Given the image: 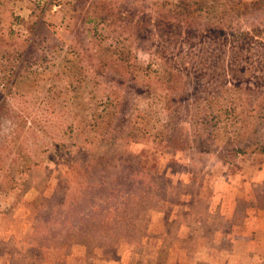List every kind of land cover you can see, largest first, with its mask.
Segmentation results:
<instances>
[{
  "label": "rangeland",
  "instance_id": "rangeland-1",
  "mask_svg": "<svg viewBox=\"0 0 264 264\" xmlns=\"http://www.w3.org/2000/svg\"><path fill=\"white\" fill-rule=\"evenodd\" d=\"M67 1L0 0V78L4 68L20 71L23 59L26 73L31 72L30 79L9 83L3 92L5 81L0 80V264H264V201L255 198V192L264 195V187H258L264 183V155L225 161L213 153L175 147V100L183 107L195 96L217 93L216 84L196 78L186 91L180 86L171 92L155 65L146 81L125 80L127 74L109 64L104 51L99 61L94 58L97 48L91 50L94 23L88 19L96 13L106 16L98 5L102 0H77L74 6ZM180 1L110 0L115 12L129 17L136 10V20H149L144 32L151 38V30L155 40L135 35L123 44L119 25V34L108 44L121 41L143 68L158 49L161 62L182 70L175 63V35L157 27L175 23ZM206 1L212 6L206 19L213 27L264 30V3L255 6L259 0H231L235 11L225 6L226 0ZM254 36L252 61L242 66L250 70L252 65L261 75L264 36ZM212 40V54L220 42L226 51L221 61L220 54L210 61L211 68L220 72L225 64L230 74L235 59L227 49L237 43ZM79 68H87L88 79L98 76L103 84L121 88L124 103L114 116L116 123L137 111L149 117V106L158 104L155 133L161 137L136 141L119 123V134L112 137L111 130L102 138L99 130L80 126L74 119V96L85 92ZM182 76L189 77L185 70ZM53 86L64 90L55 100L59 105L43 95ZM10 87L35 89L19 97L6 95ZM136 98L142 99L138 105ZM89 104L98 110L93 100ZM166 106H172L171 116Z\"/></svg>",
  "mask_w": 264,
  "mask_h": 264
},
{
  "label": "trees",
  "instance_id": "trees-1",
  "mask_svg": "<svg viewBox=\"0 0 264 264\" xmlns=\"http://www.w3.org/2000/svg\"><path fill=\"white\" fill-rule=\"evenodd\" d=\"M79 1L81 2L82 0ZM76 2L77 0L67 1L72 6ZM214 2H220V0H214ZM117 3L118 1L113 2L114 5H117ZM263 3L264 0H259L255 3V6ZM113 4H111L110 0L98 2V5L104 7L106 16H110L109 18L97 13L94 16H89L88 23H94L93 35H95L91 50L95 52L94 48H97L94 58L96 57L101 61L99 55L104 51V54H107L105 58L107 62L112 66H119L127 74L129 79L125 80L144 78V81H146L150 77L149 71L151 67L155 65L157 69L154 71H156L157 77L160 76L161 80L166 81L171 92L174 89H179L180 86L181 89H185L186 91L190 82L193 83L196 78L199 80H209L207 84L210 82L216 84L217 93L206 95L204 98L195 96L194 99L193 95L190 94V98L193 100L183 106L184 108L175 100V129L178 132V135H175L176 149H196L209 152L225 161L239 156L264 155V73L259 75L257 70L252 68V65L249 67L250 70L242 66L244 61H252V55L249 56V53L253 49L251 48V44H253L251 42H255L254 34L264 36V30L260 31L261 33L257 31L251 33L242 29L237 30V27H234L235 29L230 28L229 31H223L222 28L213 27L207 21L206 17L209 18L212 15V6L207 5L206 0H181L175 4V12L178 16V19H175V23L165 22L162 23L163 27L159 22L157 23V27L158 31L162 33L166 31L167 35H175V63L182 70H179L175 66L174 71L173 67H169L168 63L161 62L162 60L156 56L160 55L158 49L151 52V56L153 57L152 63L143 68L134 62L132 53L129 50L130 48L121 46L120 43L122 42L119 40L118 44H108L107 39L111 37L115 38V34H119L117 29L121 25L120 34L123 36V44L131 42L134 39L132 36L135 35L143 37L145 41H150V39L154 41L155 39L151 30L148 31L152 36L151 38L146 36L144 32L149 27V20H145L144 23L136 20V10H130L129 17H126L123 12H115ZM225 6L235 11V6L231 0H226ZM134 9L136 8L134 7ZM106 27L114 30L108 31ZM207 37L208 42L206 41ZM213 37L219 39L230 38L232 42L237 43L236 48L229 46L227 49L232 52L229 56L235 59V63L229 68L230 74L225 64L221 65L220 72H215L210 66V61L215 56L220 54L221 61L226 51L223 42L217 44L219 45V51L216 54H212L209 51L214 46ZM143 38H140L139 41H144ZM238 51L241 52L240 54L244 56V59L239 55ZM71 54H73L72 51L66 55L67 57H71ZM27 63V60L23 59L20 64V71L18 70L16 73L15 67L4 68V76L0 78V80L5 81L2 92L6 90L9 83L18 85L19 82L31 78V72L27 71L28 73H26V69H24ZM67 63L71 71L72 60L69 58ZM12 65L13 63H11ZM261 68L264 70V65H261ZM21 69H23L22 72ZM79 69L82 71L80 72L81 79L83 77L81 86L85 88V92H80L74 96V101L76 102L74 106L76 109L74 119L76 120L77 118V123L80 126H87L93 132L99 130V135L102 138L109 137L108 133L111 130H115L112 137L119 134L120 132L117 131L116 127L120 124H124L123 131L127 136L133 135L137 137L136 141L139 139L157 140L158 137H161L160 133H155L158 127L157 122H159L157 119L158 104L153 102L149 106L148 112H146L149 117H146V114H141V111H137V114H130L127 121H118L120 124L116 123L117 117L114 116L118 112L121 113V106L124 103V94L120 92L121 88L118 86L117 90L116 86H112L110 82L108 85L103 84L98 76L88 79L90 72L87 71V68ZM183 70L186 71L189 77L183 78ZM174 76L175 80H173ZM174 81L175 88L172 86V82ZM183 84L185 85L183 86ZM89 85H91L90 88ZM33 89L35 88H18L14 91L10 87L6 95L24 97L29 95ZM76 90L78 92L77 88ZM63 92V89L57 90L53 86L46 89L43 95L47 97L46 100L52 105H59L55 100L60 99ZM156 95L157 93L152 94V98L155 100ZM91 100L95 102L98 110L90 106L89 102ZM141 102L142 99L136 98L135 105ZM65 103L67 105L66 101ZM166 110L169 116L173 114L172 106H166ZM67 112L68 108L64 114L66 115ZM133 112H135V108ZM60 114L57 112L54 115L60 116ZM145 119L147 120L146 123ZM168 134L170 136V133ZM47 148L45 146L43 151L46 152ZM258 187L263 188L264 183ZM262 194L263 192L260 191L255 192L256 201H259L261 198L264 201V195Z\"/></svg>",
  "mask_w": 264,
  "mask_h": 264
},
{
  "label": "crops",
  "instance_id": "crops-1",
  "mask_svg": "<svg viewBox=\"0 0 264 264\" xmlns=\"http://www.w3.org/2000/svg\"><path fill=\"white\" fill-rule=\"evenodd\" d=\"M211 207H212V209H213V206L211 205ZM223 207V206H222ZM218 239V238H217ZM220 240H221V242H222V240H223V237L222 236H220Z\"/></svg>",
  "mask_w": 264,
  "mask_h": 264
}]
</instances>
